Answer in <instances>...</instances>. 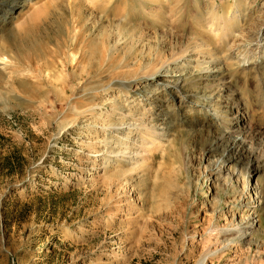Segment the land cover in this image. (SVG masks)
<instances>
[{
	"label": "rangeland",
	"instance_id": "obj_1",
	"mask_svg": "<svg viewBox=\"0 0 264 264\" xmlns=\"http://www.w3.org/2000/svg\"><path fill=\"white\" fill-rule=\"evenodd\" d=\"M46 1L32 0L14 7L6 21L0 18V56L6 59L0 61V165L6 157L22 159L13 173L0 168V264H264V78L244 71L232 80L221 74L192 82L177 74L121 82L111 70H98L101 55L81 45H62L52 65L55 46L45 40L46 55L38 64L42 70L48 64L54 80L22 79L27 75L21 72L26 68L22 38L28 32L37 26L42 33L47 23L50 35L59 27L66 36L68 15L52 5L50 23L32 16ZM165 1L159 10L160 18H168L164 21L146 19L137 5L130 14L140 20L137 27L197 38L193 27L198 11L205 15L203 0L197 1L200 7H185L187 0H181L174 8ZM87 7H82L85 16ZM99 28L83 27L85 40L96 37ZM121 42L134 47L131 54L120 50L115 60L133 55L131 69L144 63L148 47L167 54L149 37L135 43L124 33ZM73 53L80 61L77 69L68 62ZM61 61L67 83L58 77ZM88 61L93 73L79 76ZM229 95L235 105L223 107ZM164 112L183 122L176 148L166 135V116H158ZM204 112L215 123L209 132L260 130L245 140V149L254 152L249 159L260 157L256 172H246L248 158L242 170L234 162L222 163L218 153L202 155L207 133L194 121ZM120 172L124 176L118 177ZM206 228L217 229L218 243L207 240ZM208 248H217L216 258H203Z\"/></svg>",
	"mask_w": 264,
	"mask_h": 264
},
{
	"label": "bare ground",
	"instance_id": "obj_2",
	"mask_svg": "<svg viewBox=\"0 0 264 264\" xmlns=\"http://www.w3.org/2000/svg\"><path fill=\"white\" fill-rule=\"evenodd\" d=\"M32 0H0V18L6 21V16L14 7L20 8L31 4ZM164 0H47L40 7L33 11L32 16L37 19L43 18V21H50L48 16L51 14L48 10L52 5L59 15L66 16V36L62 35L59 27L57 31H54L50 35L48 24L42 26V33L37 26L32 33H29L22 38V45L25 46L24 54L21 56V61L25 64V69L21 72H26L25 77L32 76L36 83H41L50 78L48 71V64L45 63L44 70L42 65H39V61L46 55V43L47 41H53L54 49L50 52V58L52 65L55 63L54 58L57 57V53L61 51L62 45L71 47L70 49H76L81 45V48H88L90 54L94 52L101 55L102 63L98 64V70L106 71L111 70L115 79L121 82H137L153 81L158 78L185 76L191 78V81H197L205 75V80H215L218 75H229L231 80L237 77L240 73L248 71L249 77L252 75L261 76L264 78V0H203L207 5L204 7L205 15L198 11L196 15L198 18L195 24L194 36H185V38L178 37L176 34L164 31L162 33H148L137 27L140 20L131 18V12H133L137 5L141 6L139 12L146 19L156 20L164 18L159 17V10H163ZM199 0H187L185 7L192 3L197 4L200 7ZM260 2V6H257ZM181 0H166L165 5L171 8L178 6ZM150 5L148 10H145L143 6ZM89 7V15L85 16L82 7ZM158 6V7H157ZM87 7V8H88ZM75 8L78 11L75 12ZM157 8V9H156ZM102 9V10H101ZM98 10L104 15L101 20L98 18ZM62 12V13H59ZM100 12V11H99ZM179 12V11H178ZM55 15V14H54ZM161 15H163L161 13ZM172 17V16H171ZM177 21L180 17L174 16ZM171 20L170 22H172ZM93 23V26L100 27L98 34L91 40H85L83 27ZM146 23V22H145ZM170 26V25H169ZM44 27V29H43ZM124 33L132 40V42H139L146 40V37L152 38L161 45V49H164L166 55L161 56L158 51L151 52V47H148V53L145 55L144 63H135L137 67L131 69L130 63L134 60L132 57L126 56L123 53V57L116 62V54L121 50L128 51L131 54V48L133 43L123 46L121 37ZM55 34V37L53 36ZM43 36V37H42ZM30 43V44H29ZM251 47L260 49L252 52ZM80 48V49H81ZM87 50V49H86ZM88 51V50H87ZM82 50L84 57L86 53ZM220 54V55H219ZM234 54V55H232ZM76 54H68V62L71 69H77L80 66V61L76 59ZM92 58V57H91ZM0 61H6L3 56H0ZM5 63V62H4ZM1 64V63H0ZM134 64V65H135ZM60 73L58 77L62 78L67 83L68 75L65 73V65L61 61L59 64ZM91 62L88 61L85 67H82L79 76L86 74L91 75ZM254 66L252 69L249 66ZM263 65V66H262ZM4 67V66H2ZM123 67L126 69L117 71L114 73V69ZM245 71V72H244ZM46 72V74L44 73ZM95 72V71H94ZM3 79V78H2ZM51 79V80H49ZM197 79V80H196ZM5 80V79H4ZM38 80V81H37ZM9 77L6 78V85H9ZM12 81V79H11ZM43 83V82H42ZM164 84H168L165 81ZM261 84L264 86V82ZM62 90L65 92V88ZM170 97H175L172 91H169ZM223 107L230 108L234 106L232 95H229L227 99L223 98ZM219 112V107L214 110ZM166 116L168 122L166 123V135L171 137L170 146L177 147L179 141L182 139L183 132H177L176 130L183 124H179V119L172 118L170 114H158V116ZM213 120V119H212ZM194 124L199 127L200 133H207L204 136L205 144L202 149V155L208 156L214 153L220 154L222 163L237 164L238 167L244 166V160L248 158L247 170L256 172L259 168L260 157L256 155L253 160H250V156L254 154L253 150L248 151L245 149V140H252L260 135V130H234L231 127H226V131L209 132L211 126L215 123L210 121L209 115L204 114L194 121ZM142 126V125H141ZM139 131H142V127H139ZM238 131V132H237ZM195 132V131H194ZM237 132V134H236ZM148 137L152 139V130L146 131ZM242 133V134H241ZM196 134V133H194ZM211 134V136H209ZM244 134L245 137H244ZM237 135H243L240 139ZM215 165V163H214ZM219 166V165H218ZM125 172H120L119 176H124ZM113 181V179H111ZM264 192V190L262 191ZM264 195V194H263ZM253 205L250 207L252 209ZM208 232V233H207ZM208 234L207 240H214L217 242V229L206 228L204 234ZM243 231L238 234V238L243 237ZM237 232L235 233V236ZM230 241L225 238L223 242ZM218 243V242H217ZM212 246V245H210ZM218 253L217 248L211 250L208 248L204 252L203 258L206 257L216 258ZM203 259V260H204ZM203 263V262H202Z\"/></svg>",
	"mask_w": 264,
	"mask_h": 264
},
{
	"label": "trees",
	"instance_id": "obj_3",
	"mask_svg": "<svg viewBox=\"0 0 264 264\" xmlns=\"http://www.w3.org/2000/svg\"><path fill=\"white\" fill-rule=\"evenodd\" d=\"M22 159L20 161L19 158L15 156V158L12 157H6L1 162V170H7L9 173H13L16 169V167H19L21 165Z\"/></svg>",
	"mask_w": 264,
	"mask_h": 264
}]
</instances>
